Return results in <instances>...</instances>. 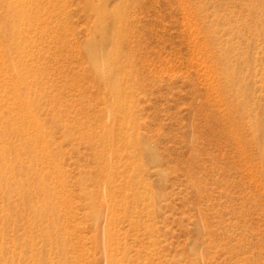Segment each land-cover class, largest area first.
<instances>
[{
    "label": "rangeland",
    "instance_id": "1",
    "mask_svg": "<svg viewBox=\"0 0 264 264\" xmlns=\"http://www.w3.org/2000/svg\"><path fill=\"white\" fill-rule=\"evenodd\" d=\"M5 21L0 264H264V0H0ZM111 52L128 119L90 71Z\"/></svg>",
    "mask_w": 264,
    "mask_h": 264
},
{
    "label": "bare ground",
    "instance_id": "2",
    "mask_svg": "<svg viewBox=\"0 0 264 264\" xmlns=\"http://www.w3.org/2000/svg\"><path fill=\"white\" fill-rule=\"evenodd\" d=\"M8 19H10V17ZM112 21H113L112 23H109L107 25L105 24V26H103L101 31L104 34V36H106L107 38L111 36L110 38L112 40L110 42V46L112 47V51H113L114 49L118 47L117 36L120 33L121 24H120L119 19L117 20V17L115 16H113ZM14 22H17V21H5V24L3 23L1 25L2 28L0 30V33L2 32L4 33L7 31V34H9L10 32V35H11L13 31L17 30L15 27L16 24ZM11 46L13 47V45ZM91 59H92V65L90 67V71L93 74V76L96 77L101 82L105 93L109 97L108 104H107V110L109 111V113H111L115 117L120 116L121 119H125V118L128 119L130 117V114L128 113V109L125 107L126 106L125 102L127 101L126 97H128V95L122 92L123 91L122 84H123L124 77L126 76L125 55L123 56V55L116 54L115 52H111L103 58H98V57L96 58L94 56H91ZM10 60L11 59H9V61ZM15 79H16V82L14 83L12 87H14L15 84H17V82L18 83L22 82L23 77L18 75L15 77ZM235 89L236 88H233L230 92L233 95L237 96L239 93ZM9 95L13 96L12 98H14L16 102H19L21 103V105H25L27 109H30V107L26 103V98L28 96H22L12 91H10ZM28 114H29L28 117L30 119L32 126L37 127V120L33 117V115H31V112H29ZM11 171H14V168L11 165L6 166L4 168H0V179L3 180L7 172H11Z\"/></svg>",
    "mask_w": 264,
    "mask_h": 264
}]
</instances>
